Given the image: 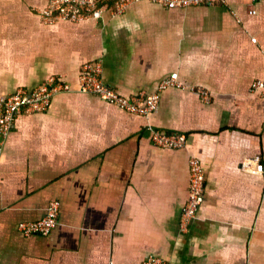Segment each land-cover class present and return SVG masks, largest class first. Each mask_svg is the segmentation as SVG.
Segmentation results:
<instances>
[{
  "label": "crops",
  "instance_id": "0c3cea01",
  "mask_svg": "<svg viewBox=\"0 0 264 264\" xmlns=\"http://www.w3.org/2000/svg\"><path fill=\"white\" fill-rule=\"evenodd\" d=\"M53 0H0V96L51 76L72 93L20 116L0 159V264H264V0L169 10L139 2L123 13L46 25ZM126 97L161 92L159 108L131 114L80 92L86 63ZM212 94L205 102L191 88ZM184 133L186 149L154 145L148 130ZM191 156L205 196L180 230ZM60 204L48 236L20 226Z\"/></svg>",
  "mask_w": 264,
  "mask_h": 264
},
{
  "label": "built area",
  "instance_id": "2783aa9c",
  "mask_svg": "<svg viewBox=\"0 0 264 264\" xmlns=\"http://www.w3.org/2000/svg\"><path fill=\"white\" fill-rule=\"evenodd\" d=\"M228 0H53L48 7L39 11L42 21L46 25H53L60 21H83L87 19L103 18L107 12L112 15L123 13L126 7L139 2L160 5L169 10H184L194 7H211L226 5ZM250 7V13L255 14L256 4L261 0H241ZM103 62L95 61L83 66L80 76V92L97 95L103 100L118 106L131 114L147 116L159 108L161 92L168 88H185L178 83V74L172 73L164 79L151 94L126 97L106 83L103 78ZM72 86L62 78L51 76L33 90L18 89L14 93L0 96V159L8 135L14 129L17 119L24 114L47 111L54 97L72 93ZM191 90L209 103L211 92L204 87L196 86ZM252 93H264V79L253 82ZM155 146L166 149L183 150L189 145V136L184 133H169L149 127ZM189 165V188L187 200L181 212L180 230L189 231L190 224L196 218L205 196V170L198 157L191 156ZM60 215V204L50 205L47 216L39 222L25 223L20 226L25 236H48L57 227ZM140 264H170L164 258L149 255Z\"/></svg>",
  "mask_w": 264,
  "mask_h": 264
}]
</instances>
